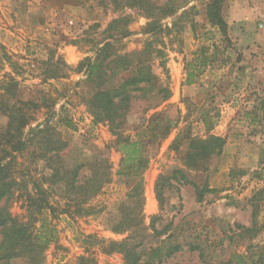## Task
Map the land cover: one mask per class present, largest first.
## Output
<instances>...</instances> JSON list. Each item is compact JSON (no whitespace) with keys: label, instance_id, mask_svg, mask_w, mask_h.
Masks as SVG:
<instances>
[{"label":"rangeland","instance_id":"rangeland-1","mask_svg":"<svg viewBox=\"0 0 264 264\" xmlns=\"http://www.w3.org/2000/svg\"><path fill=\"white\" fill-rule=\"evenodd\" d=\"M143 1L159 9L170 2ZM176 1L188 4L176 16L160 21L159 34L148 28L159 19V11L139 0H0V80L15 78L17 98L38 105L31 128L49 116L65 144L56 152L61 161L38 159V145L19 156L17 189L7 204L19 223L37 228L46 217L57 230V240L43 253V264H125L123 254L103 251L106 243L128 237L112 231L129 192L117 176L122 154L110 124H94L85 104L93 91L77 68L107 43L114 44L117 54L126 55L142 51L149 41L162 51V56L153 54L152 65L165 91L138 93L117 132L145 147L144 225L161 216L157 228L170 224V233L184 246L161 264H237L241 256L248 261L264 258V27L260 26L264 18L251 27L232 21L244 1L225 0L222 14L228 30L222 36L207 20L208 0ZM236 4L238 9L233 8ZM123 18L130 21L129 35L111 37L109 25ZM203 46L210 49L213 64L196 84L187 85V65ZM45 94L56 102L52 108H46ZM250 111L258 115L256 122ZM6 124L1 117L0 126ZM211 135L226 139V145L206 168L191 172L195 184L210 192L199 200L194 186L174 183L161 210L155 191L158 177L186 169L189 139ZM54 168L56 179L51 178ZM77 168L78 185H84L95 169L98 176L106 171L110 182L84 200L66 183L71 177L66 172ZM254 219L256 234L242 237V228H252ZM150 235L143 250L161 240ZM188 244H199L203 251H191Z\"/></svg>","mask_w":264,"mask_h":264},{"label":"trees","instance_id":"trees-1","mask_svg":"<svg viewBox=\"0 0 264 264\" xmlns=\"http://www.w3.org/2000/svg\"><path fill=\"white\" fill-rule=\"evenodd\" d=\"M169 1L159 9L139 0V4L147 5L150 10L159 11L157 13L159 19L148 25L152 31H158L161 20L176 16L188 4L187 1L179 4L176 0ZM224 2L225 0H208L206 4L207 20L222 36H225L228 30V24L222 14ZM186 15L187 13L178 17L176 22ZM128 21V18L112 21L108 27L111 37L129 35ZM158 33L161 34V30ZM209 52L210 49L203 46L192 54L193 59L187 65V85L196 84L204 70L213 64L214 59L209 57ZM153 54L162 56V51L156 50L153 46V41L147 42L142 51L126 55L117 54L114 44L107 43L98 50L94 58H86L77 68L78 72L85 73L84 83L89 84L93 91L85 100V104L93 116L94 124H110L112 132L117 136V149L122 154L117 176L128 186L129 192L127 199L120 207V219L112 231L120 235L128 234V237L121 242L106 243L103 251L107 254L114 252L123 254L125 264H161L184 248L183 244L176 242L175 234L170 233L172 230L170 224L161 230L157 228V222L162 218L161 216L153 217L150 226L144 225L142 175L148 165L145 147L140 141H134L121 132L120 134L117 132L124 126L132 100L138 93L146 95L165 91L158 84L159 79L153 70ZM125 74L128 76L125 77ZM5 78L6 80H0V118L7 119L5 127L0 126V234L2 236L0 264H11L12 261L22 258L28 260V264H43V253L57 240V230L46 217L42 218L37 228L34 224L19 223L12 217L7 204L13 199L17 189L15 169L19 156L29 147L38 145L40 147L38 159L61 161L56 152L62 150L65 144L57 135L56 129L50 125L51 117L49 116L44 124L37 125L35 128L30 127L36 121L38 105L34 101L18 99V82L11 76H5ZM43 99L46 108H52L56 103L47 97V94L43 96ZM248 115L250 117L254 115L253 122L258 119V115L251 111ZM204 123L208 126L209 122ZM67 127L72 126L67 123ZM225 145L226 139L214 135L206 139L190 138L184 159L186 169L161 174L156 181L155 191L160 209L163 210L165 194L174 187V183L194 186L198 199L203 200L205 193L210 190L207 186L198 187L191 178V172L206 168L207 162L214 155L220 154ZM53 167L50 165V169ZM78 169L66 172L67 176H71L67 178L66 183L72 190L82 193L84 200H90L96 196L104 185L110 182V176L106 171L103 170L102 175L98 176L99 171L95 169L92 171V177L86 180L84 185H78ZM52 171V179H56L57 175L59 177V174H56L57 168ZM4 201L5 205L1 206ZM253 217L256 218V214ZM255 221L254 219L252 228H242L243 231L240 234L242 237L245 235L254 237L258 229V223ZM151 232L154 237L161 240L155 246L143 250L147 240L152 236ZM188 246L191 251H203L199 244H188ZM240 259L237 264H264L263 256L257 261L251 258L248 261L244 256Z\"/></svg>","mask_w":264,"mask_h":264},{"label":"crops","instance_id":"crops-1","mask_svg":"<svg viewBox=\"0 0 264 264\" xmlns=\"http://www.w3.org/2000/svg\"><path fill=\"white\" fill-rule=\"evenodd\" d=\"M241 6V12L234 13L237 15L232 21L238 22H248L249 26L251 27L250 23L254 22L255 20H262L264 18V0H243ZM234 9H238V5L236 4ZM233 9V10H234Z\"/></svg>","mask_w":264,"mask_h":264},{"label":"built area","instance_id":"built-area-1","mask_svg":"<svg viewBox=\"0 0 264 264\" xmlns=\"http://www.w3.org/2000/svg\"><path fill=\"white\" fill-rule=\"evenodd\" d=\"M260 26H261V28H262V27H264V24H261Z\"/></svg>","mask_w":264,"mask_h":264}]
</instances>
